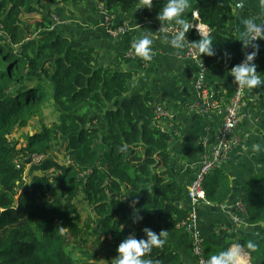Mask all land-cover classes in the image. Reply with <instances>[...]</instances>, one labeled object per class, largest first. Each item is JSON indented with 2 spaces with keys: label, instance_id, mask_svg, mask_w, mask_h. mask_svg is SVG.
Listing matches in <instances>:
<instances>
[{
  "label": "trees",
  "instance_id": "16d2710c",
  "mask_svg": "<svg viewBox=\"0 0 264 264\" xmlns=\"http://www.w3.org/2000/svg\"><path fill=\"white\" fill-rule=\"evenodd\" d=\"M49 1L0 0V264H90L98 261L101 246L107 250L105 257L113 255L106 262L111 264L117 246L130 233L141 238L146 226L159 233L190 221L189 210L180 206L185 191L169 170L171 137L162 130L155 110L158 105L166 109L151 91L130 87L131 72L118 70V65L101 68L96 51L72 46L54 29ZM96 1L106 9L112 29L116 16L136 8L145 21L161 27L157 15L166 0H153L151 9L143 0ZM190 4L184 18L197 23L192 13H198L214 43L216 55H201L207 68L237 65L240 36L227 30L235 1ZM249 18L260 23L245 13L244 21ZM189 32L190 40L200 38ZM210 88L221 109L235 92L234 87ZM257 92L264 119V85ZM47 109L56 117L49 125L43 121ZM60 147L72 164L64 165L56 181L35 173L24 181L23 160L43 155L46 161ZM217 178L220 182L210 187ZM203 189L210 205H224L231 195L230 180L218 169L205 177ZM82 198L96 219L95 227L81 219ZM133 200L143 216L135 224ZM241 200L248 225L264 231V175L251 178ZM218 230L203 236L206 260L233 242L251 240L257 248L247 250L250 264H264L261 231L255 238H239L234 231ZM148 258L184 264L168 243L153 248Z\"/></svg>",
  "mask_w": 264,
  "mask_h": 264
},
{
  "label": "crops",
  "instance_id": "0c3cea01",
  "mask_svg": "<svg viewBox=\"0 0 264 264\" xmlns=\"http://www.w3.org/2000/svg\"><path fill=\"white\" fill-rule=\"evenodd\" d=\"M234 1L236 11L228 17L227 30L237 32L238 37L240 36L238 47L241 52L243 45L241 36L246 32V26L243 23L245 13L260 19L264 16V8L261 7L260 0ZM47 11L53 12L54 29L68 38L72 46L96 51L101 68L118 65V70L131 72L133 79L130 87L151 91L155 96V101L163 104L167 115L160 120V126L171 137L168 147L171 156L170 174L182 185L184 194H186L205 151L203 140L206 139L208 146L214 144L223 119L222 114L219 115L216 111L201 114L193 108L197 99L195 82L198 68L196 61L187 58L186 49L175 50L166 40L162 39L160 26L145 21L139 9H134L127 14H119L113 19L112 25L115 27L124 24L129 26V30L117 38L109 36L105 26L106 9L96 0H87L84 4L77 0H71L66 4L50 0L47 4ZM143 33H152L155 37L153 44L155 55L151 62L137 57L131 49L133 40ZM173 34L167 32L169 38ZM254 62L257 65V72L264 75V40H259V52ZM208 70L206 75L208 86L219 85L223 90L234 86V78L230 75V69ZM259 88L260 86L253 90H245L244 102L240 109V122L235 132L242 144L234 147L217 168L230 180L229 199L221 206L206 203L197 207L196 229L202 236L214 231L218 232V228H223L238 233L239 238H247L249 235H240L241 228L258 229L256 225L250 226L248 223L243 226L234 225L228 212L233 210L234 204L241 198L243 187L251 178L255 175H264V150L258 153L251 151L254 143H264V119L261 116L263 103H260L257 92ZM51 156L41 167L54 165L60 175L59 167L61 166H58ZM27 165L30 171L36 167L28 162ZM48 170L41 169V172L43 174ZM34 173H39V171H34ZM219 182L220 179L217 178L210 183V187H215ZM180 206L189 209L187 198ZM163 230L168 233L167 243L173 251L180 255L183 263L196 264L192 253L190 233L181 228L165 227ZM246 231L249 232V230ZM260 231L264 234L263 230Z\"/></svg>",
  "mask_w": 264,
  "mask_h": 264
},
{
  "label": "clouds",
  "instance_id": "9594fccd",
  "mask_svg": "<svg viewBox=\"0 0 264 264\" xmlns=\"http://www.w3.org/2000/svg\"><path fill=\"white\" fill-rule=\"evenodd\" d=\"M152 3L153 0H143L144 7L149 9H151ZM260 3L261 7L264 8V0H260ZM190 7V0H166L157 15V19L161 22V38L166 40L175 50L190 48L197 50L200 55H216L210 30L207 26L190 22L184 18ZM192 15L195 17L198 13L193 12ZM169 23L178 26L170 38L166 31ZM243 23L246 26V32L241 36L243 47L244 49L251 47L253 50L246 52L244 60L230 69V75L234 78L233 82L238 85L241 91L244 89L253 90L264 85V75L257 72V65L254 62L259 52V46L254 41L264 40V23H257L252 18ZM193 28L196 29L200 37L195 41L190 40L186 35ZM154 39L152 33H143L133 40L131 49L137 57L146 62H151L155 55L153 49ZM224 56L228 59L231 58V54L226 51ZM262 150H264V143H254L251 147L253 153ZM137 203L138 201L133 200L130 204L133 208L134 224L143 220V216L140 214L141 209L135 207ZM142 232L144 235L141 238H137V235L133 232L119 243L116 249L117 255L112 258L111 264H159V261L148 258V254L152 252L153 248H162L167 243V231L162 230L156 233L146 226L142 229ZM256 248L257 245L251 240L243 244L233 242L225 249L211 254L204 264H248L246 259L247 250L255 251Z\"/></svg>",
  "mask_w": 264,
  "mask_h": 264
},
{
  "label": "built area",
  "instance_id": "2783aa9c",
  "mask_svg": "<svg viewBox=\"0 0 264 264\" xmlns=\"http://www.w3.org/2000/svg\"><path fill=\"white\" fill-rule=\"evenodd\" d=\"M197 20L196 24H201L197 16L194 17ZM55 20V19H54ZM260 23H264V16L260 18ZM105 26L107 27L108 34L111 38H117L121 34L126 33L129 30L127 24L119 25L113 29L109 27V18H105ZM168 33H174L176 28L170 27L166 28ZM191 32L198 35L195 28L190 30ZM190 33V32H189ZM199 36V35H198ZM259 46V40L254 41ZM187 58L196 61L198 68L197 79L195 82V90L197 92V99L193 104V108L199 113H212L217 112V114L223 116L221 127L218 131L217 137L213 145L208 146L206 144V139L203 140L205 146V151L201 162L199 164L198 170L196 171L194 178L192 179L190 185L187 188L186 198L189 202V212L190 221L187 225L181 224L179 228L186 230L191 235V245L192 253L196 259V264H204L206 259L203 255V236L198 229H196L197 222V207L200 204H206L205 191L203 189V183L205 177L217 169L219 165L228 157L231 150L242 144V141L236 135V130L239 125L240 120V109L244 102L245 90L241 91L236 83H234V94L226 107L221 109L219 104L215 99H213V91L210 86L206 84V75L208 73V68L204 64L201 55L195 49L186 48ZM253 49L251 47L244 49L243 45L241 47L239 62H242L245 58L246 52H251ZM159 104V103H157ZM156 104V105H157ZM156 115L161 120L167 115V110H164L160 105L156 108ZM264 136V134H263ZM45 156L33 155L26 158L27 162L31 165H39L44 162ZM65 165H71L72 160L70 157L65 156ZM22 163H25L23 160ZM228 215L234 225H241L247 223V212L241 198L234 204L233 210L228 212ZM249 261V255L246 256Z\"/></svg>",
  "mask_w": 264,
  "mask_h": 264
},
{
  "label": "rangeland",
  "instance_id": "374dc122",
  "mask_svg": "<svg viewBox=\"0 0 264 264\" xmlns=\"http://www.w3.org/2000/svg\"><path fill=\"white\" fill-rule=\"evenodd\" d=\"M136 9H138V8H136ZM43 121L47 125H49L52 122L56 121V117H55L54 114H52L51 109H47V110L44 111ZM27 135H29V133L26 134V136ZM62 148L63 147H60V149L58 151H56L54 153V155H52V156L50 155L51 158L54 160V162H56V164H58V166H61V167H59V169L61 171V174L63 172V168H64V165H65L64 157L66 156L62 152V150H63ZM24 161H25V166H26V168H25V178H24L25 182L30 181L32 179V176L35 175V174L37 175V174L41 173V175H42L41 169L48 170L50 168H53V169H50V170H48L46 172H43V175H46L47 177L52 178L53 181H56L57 178L59 177V173L57 172V170H55L56 167L54 165H51L50 167H47V166H42L41 167L42 163L45 162L44 161V162L40 163L39 165H36V167H34L32 169V171H30V168H27V166H28L27 165V160L25 159ZM37 170L39 171V173L33 174V172L37 171ZM55 197H57V196L55 195ZM84 201L85 200L82 198L81 202L84 203ZM80 208H81L80 209V213H81V216H82L81 219H82V221H84V224H91V225H93L95 227L96 219L93 218L92 211L89 209V207L84 203V204L80 205ZM241 230H242V232L240 233L241 236L249 235L248 237H252V238H255V236H258V232L260 231L259 229L253 230V229H246V228L245 229L241 228ZM246 230H249V232H247ZM106 253H107V250L104 248V246H101V249L98 251V257H97L98 261L91 260L90 264H106L108 258L113 256L112 254L108 253V256L105 257ZM77 255L80 256L79 254H77ZM80 258H83V257L80 256Z\"/></svg>",
  "mask_w": 264,
  "mask_h": 264
},
{
  "label": "water",
  "instance_id": "95a60500",
  "mask_svg": "<svg viewBox=\"0 0 264 264\" xmlns=\"http://www.w3.org/2000/svg\"><path fill=\"white\" fill-rule=\"evenodd\" d=\"M238 10H240V7L238 6ZM250 257V256H249Z\"/></svg>",
  "mask_w": 264,
  "mask_h": 264
}]
</instances>
